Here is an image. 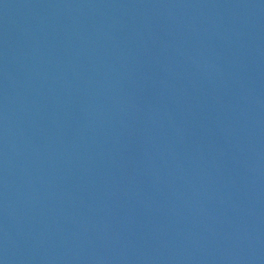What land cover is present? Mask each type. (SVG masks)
I'll use <instances>...</instances> for the list:
<instances>
[{"label": "water", "instance_id": "1", "mask_svg": "<svg viewBox=\"0 0 264 264\" xmlns=\"http://www.w3.org/2000/svg\"><path fill=\"white\" fill-rule=\"evenodd\" d=\"M0 173L264 264V0H0Z\"/></svg>", "mask_w": 264, "mask_h": 264}]
</instances>
